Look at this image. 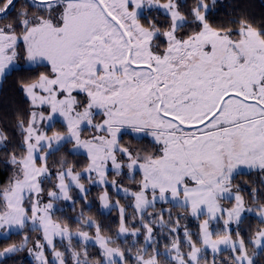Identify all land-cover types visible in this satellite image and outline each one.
Returning a JSON list of instances; mask_svg holds the SVG:
<instances>
[{
  "label": "snow or ice",
  "instance_id": "6c2138e0",
  "mask_svg": "<svg viewBox=\"0 0 264 264\" xmlns=\"http://www.w3.org/2000/svg\"><path fill=\"white\" fill-rule=\"evenodd\" d=\"M17 2L0 0V79L37 74L20 81L30 111L18 123L21 154L9 156L15 171L0 188V240L7 245L0 258L27 249L37 264H209L210 252L217 264L228 251L219 264H256L248 249L264 252V203L253 188L256 207L249 205L234 180L252 172L264 177V26L243 18L214 26L207 0H195L188 13L177 0H24L18 12ZM151 9L163 10L166 29L143 15ZM41 67L47 70L37 72ZM57 117L64 131L53 130ZM145 138L159 146L155 152L132 146ZM7 139L0 133L6 151ZM64 149L86 153L82 172L61 160L52 173L48 160ZM109 169L117 177L127 169L133 182L139 172L138 187L109 181ZM82 179L105 185L102 208H119L115 239L83 209L75 232L53 219L58 201L87 205ZM109 184L131 199V222L119 200L110 203ZM167 204L200 220L199 232L185 226L181 235L183 217L157 211ZM250 215L261 227L245 240L241 225ZM29 225L41 233L32 248L27 235L7 243ZM156 229L167 230L163 252ZM129 240L127 248L117 244ZM93 245L98 257L89 255Z\"/></svg>",
  "mask_w": 264,
  "mask_h": 264
},
{
  "label": "trees",
  "instance_id": "16d2710c",
  "mask_svg": "<svg viewBox=\"0 0 264 264\" xmlns=\"http://www.w3.org/2000/svg\"><path fill=\"white\" fill-rule=\"evenodd\" d=\"M23 2L24 0H18L16 7L17 12L20 10V6L23 4ZM160 2L164 3L166 2V0H160ZM207 2L209 3L211 8L208 19L209 22L214 26H231V21L238 22L241 18L248 20L256 27L264 26V0H216V4L214 6L212 5V2H210V0H207ZM178 4H180V10L182 12L188 13L194 6L195 0H178ZM12 15H15V12L12 13ZM144 16L152 19L162 29H166L169 24L167 16L158 14L155 11H152ZM157 18H160V20H157ZM142 23H147V20H142ZM189 30L190 29H185V31ZM180 34L183 35L184 33L181 32ZM22 60L23 56L21 55L20 61ZM46 70V68L41 67L37 70V72ZM36 74V72L14 71L0 81V132L8 138L5 142L8 145L7 151L3 147H0V188L4 187L12 177L13 166L8 162L10 153L15 151L17 155L21 154L20 147L22 146L23 139L22 132L18 127V123L20 120H24L26 122L30 111V102L23 92L20 81ZM61 130H65L63 125H61ZM126 141H128L129 143L131 142L128 136L124 137L123 142ZM132 146H140L143 149H147L148 152H155L157 148L156 146H153L152 142L148 141L147 139H145L144 143L142 144L133 143ZM67 148L70 149L71 145L69 144ZM61 160L66 161L68 164L73 166L75 171L80 172L83 171L88 163L86 156L81 154H70L67 149H64L52 155L48 160L49 168L51 169L53 174H55V172L59 169ZM110 175H112V173ZM140 178L141 177L139 173H136L135 182L129 179L125 180L136 183L140 180ZM240 180L243 183L248 184L249 190L258 187L262 192V198H259L258 200L261 203L264 201V186L261 183L258 175L251 173L241 174L236 176L234 181ZM81 181L85 186H89V181L87 179H82ZM54 182V178L53 180L46 182L45 188L48 189L52 184H54ZM102 192L103 189L99 186L93 185L91 187H88L87 205L82 202H77L75 207L73 208L71 202H59V206L56 207L57 211L55 212L53 219L60 222H66L70 226L72 231L75 232L76 228L79 227V225L76 223V220L79 217L81 210L83 209L86 216H91L98 224L101 225L104 235L110 236L115 239L117 227L120 222V213L117 209H111L106 213L101 210L99 196ZM108 192H110V200L113 201L114 199H119L120 205L126 209V216L129 218V222H131V218L134 214L132 207H130V204L132 203L131 199L116 195L111 190H108ZM71 195L73 197H76L78 195L77 190L73 188ZM161 207L170 208L173 218H176L177 216L183 217V219H181L180 221L181 235L182 230L185 226H187L188 230L193 233L194 236L199 232L200 220L195 219L181 208L173 207L171 204L163 206L157 205V211H159ZM165 218L167 219V216ZM203 218L204 217H202L201 219ZM135 223L138 225L139 220H136ZM259 227H261V225L258 218L254 216H247L243 224L241 225V233L244 236L245 240H247L248 236ZM30 228L31 227L29 225L21 234L11 236L10 240L7 243H20L23 240V237L27 235L29 238L27 247L29 248L38 238H41L40 232L30 231ZM89 233L90 235H94L95 228L89 229ZM155 234L157 235V239L160 240L159 247L161 252L165 251L164 244L169 242V238L167 237V230L165 229L164 232L161 233L159 229H156ZM142 243L143 234H141L139 241V244ZM73 244L76 245L77 241L74 240ZM117 244L123 248H127L130 246L131 240H129L128 244H123L121 241H117ZM5 246H7L6 242L0 240V250H2ZM57 247L59 250L63 251V247L59 242H57ZM26 250L27 249L19 251L10 257L1 259L0 264H35L32 259L26 257ZM184 251L186 252L187 248H184ZM248 251L250 255L254 256L256 264H264V252L256 254L252 247H249ZM88 252L90 257H98L99 249L98 247L93 245L88 248ZM46 253L48 254V256L51 255L49 251H47ZM134 254L135 251L133 252V255ZM150 254L151 252H149V255ZM229 254L230 253L228 251H225L223 254H221L217 259V264H219L220 260L227 259ZM207 260L209 261V264H211L212 255L210 252L207 255ZM161 264H164L163 258H161Z\"/></svg>",
  "mask_w": 264,
  "mask_h": 264
},
{
  "label": "rangeland",
  "instance_id": "374dc122",
  "mask_svg": "<svg viewBox=\"0 0 264 264\" xmlns=\"http://www.w3.org/2000/svg\"><path fill=\"white\" fill-rule=\"evenodd\" d=\"M210 2H212V0H210ZM160 3H161V2H160ZM164 3H165V2H164ZM177 3H178V0H177ZM152 11H155V12L158 13V14H161V15L166 16V14L163 12V10H160V9H151V10L145 11L143 15H147L148 13H150V12H152ZM157 20H160V18H157ZM18 63L23 64L24 61H23V60H22V61L19 60ZM0 81H1V79H0ZM45 123H47V122H45ZM61 125H63L62 118L57 117V120H56V123H55V128H54L53 130H56V131H63V130H61ZM63 126H64V125H63ZM0 133H1V132H0ZM48 134L51 135V131H49ZM85 135H87V133H85ZM145 139H147L148 141L151 142V139H150V138H145ZM124 143H129V142L126 141V142H124ZM0 147H2V146H0ZM156 147H159V146L156 145ZM134 148H141V149H143V148L140 147V146H138V147L136 146V147H134ZM76 154L84 155V156H86V158H87L86 153H84L82 150H81L79 153H76ZM14 171H15V170H14V168H13V170H12V175H13V172H14ZM245 171H246V170H245ZM111 173H112V171H111V169H109V176H108L109 181H111L112 179H116L118 182L122 183V185H123L124 187L132 188V189L137 188L138 185H139V181H140V180L137 181L136 183H133L132 181L130 182V181L125 180V179H129V178H128V174H127V169H124V173H123L121 176H119V177L114 176L113 174L110 175ZM137 173H139V172H137ZM251 174L258 175L259 178H260V180H261V183H262L263 186H264V177H261L257 172H252ZM93 175H94V174H93ZM139 175H140V177H141V174H140V173H139ZM140 179H141V178H140ZM129 180H130V179H129ZM55 182H56V181H55ZM55 182H54V183H55ZM81 183H83V182L81 181ZM83 184H84V183H83ZM234 184L240 186V189H241L240 194L244 197L245 201H246L249 205H251V206H253V207H256V205L252 203V195H251L252 189L249 190V188H248V184L243 183L241 180H240V181H234ZM93 185L101 187V188L103 189V192H104V190H105V185L92 184V183L89 182V186H85V185H84V187L88 190V187H91V186H93ZM107 188H108V190L113 191L116 195L124 196L122 192H121L120 194H117L116 191H115L114 189H112V187H111L110 184L107 186ZM74 189L77 190V192L79 193V190H78V189H76L75 187H74ZM255 189L257 190V192H256V198H257V200H258L259 198H262V192L259 190L258 187H255ZM233 190L235 191V188H234ZM243 191H245V192H243ZM103 192L100 194V196L103 194ZM109 195H110V192H108V196H109ZM100 196H99V197H100ZM44 199L47 200V196H46V195H45ZM109 199H110V198H109ZM117 200H119V199H114L113 201L110 200V203H111V204H115V202H116ZM59 202H62V203H70L71 201H58V202H56L55 207H58V206H59V204H58ZM99 203H100V208H101V210H102L103 212L106 213V212H108L109 210H111V209L102 208L100 199H99ZM221 203H222V205H223L224 207H228V206H229L228 201H221ZM262 203H264V201H263ZM120 206H121V205H120ZM121 207H122V206H121ZM116 209L119 211V208H116ZM119 213H120V212H119ZM250 216H254V215H250ZM254 217H256V216H254ZM256 218H258V217H256ZM258 219H259V218H258ZM30 227H31V225H30ZM222 227H223L222 222H221L220 224H216L215 222L212 224V228H213V229L216 228V229H214V230L222 229ZM57 242H59V239H58V238H57ZM65 243H66V242H65ZM32 247H33V244H32L29 248H32ZM47 251H48V250H46V252H47ZM45 254L48 256L47 253H45ZM25 255H26V257L32 259V260L35 262V264H37V262L35 261L34 257H33L32 255L29 254L28 250H26ZM48 258H49V260H51V258H52L51 255L48 256ZM1 259H3V258H0V260H1Z\"/></svg>",
  "mask_w": 264,
  "mask_h": 264
}]
</instances>
